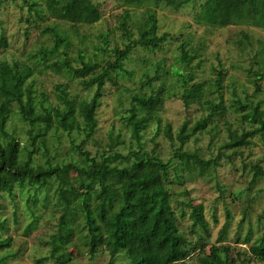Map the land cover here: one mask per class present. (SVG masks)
I'll return each mask as SVG.
<instances>
[{
	"label": "rangeland",
	"instance_id": "374dc122",
	"mask_svg": "<svg viewBox=\"0 0 264 264\" xmlns=\"http://www.w3.org/2000/svg\"><path fill=\"white\" fill-rule=\"evenodd\" d=\"M101 10V20L93 25L72 26L46 16L39 17L23 0H0V39L6 44L0 46V63L7 62L20 68H30L32 76L27 83L34 86V99L39 111L44 114L52 108L63 107L59 101L57 87L62 86L67 94L77 101L89 100L95 87H85L80 79L71 74H58L47 68L48 65L64 61L76 68L81 66L79 54L86 63H100L113 60L115 48L124 49L130 40L139 38V32L150 12H155L159 21V34L170 35L161 50L151 51L136 47L125 62L126 72L117 80V84L108 82L105 95L97 113V133L86 142L85 149L92 156L105 152L129 154L139 149L155 151L166 162L171 160L174 150L180 145L177 136L185 124L189 128L208 113L201 104L186 107L181 99L183 89L178 81L177 72L184 69L178 63L181 46L191 56H196L190 71L193 82H205L209 86L207 98L215 103L222 100L227 108L225 116L216 117L207 130L189 139L184 146L187 151H197L204 160L218 159L216 169L207 171L203 176L195 174L182 184H174L177 192L176 203L183 201L204 208L206 219L210 223V235L206 241L218 246L230 245L235 251H248L264 232V177L251 185L252 167H264V140L253 139L249 147L237 151L224 149L229 131L250 130L251 126L240 121V113L233 106L243 103L249 106L260 105L264 110V77L259 82L260 91H256L257 74H264V28L253 24L232 25L215 28L199 23L198 16L207 0H194L179 9L157 7L150 0H142L138 5H129L125 0H92ZM43 11V9H41ZM123 26L126 28L124 29ZM55 30L65 40V44L54 56L45 57L55 43ZM130 35V38L128 37ZM106 42L108 46L106 45ZM217 72L224 76L222 88L216 86ZM151 82L150 86H143ZM143 92L151 93L162 89L164 105L159 113L160 123L153 122L142 132L140 140L134 138L126 116L131 108L132 97ZM171 126L174 141L165 134ZM9 128L16 130L23 146L31 148L28 132L32 130L19 114L11 116ZM84 133L74 131L49 132L48 155L53 164L66 163L74 154V146L84 139ZM41 144V140L33 142ZM44 151L35 155V160L44 162ZM22 159H27L23 151ZM173 180V179H172ZM28 191L19 190L14 197L0 196V236H11L12 247L0 251V264H55L50 258V239L56 231L59 213L55 211V197L51 196L47 205L42 197L34 204L28 201ZM30 207L35 209L33 214ZM230 221L226 227L225 239L219 241V233L225 225L227 210ZM187 215L180 219L181 227L190 236L191 220L189 208ZM216 216L217 221H215ZM251 233V236H248ZM77 237V236H76ZM75 246L68 251L72 254L71 264H108L110 255L103 253L89 259L81 252L77 238ZM248 242V243H246ZM243 255V254H242ZM253 264H264L251 259ZM128 264L124 253L115 259ZM192 264H199L193 259Z\"/></svg>",
	"mask_w": 264,
	"mask_h": 264
},
{
	"label": "trees",
	"instance_id": "16d2710c",
	"mask_svg": "<svg viewBox=\"0 0 264 264\" xmlns=\"http://www.w3.org/2000/svg\"><path fill=\"white\" fill-rule=\"evenodd\" d=\"M157 6L179 9L194 0H150ZM31 10L38 6L37 0H23ZM129 5L138 6L142 0H125ZM42 8L35 10L37 15L46 16L72 26L93 25L101 18V10L92 0H41ZM43 9V11H41ZM139 38L130 40L124 49L113 50V60L100 63H86L79 54L81 66L74 67L68 59L48 65L47 68L61 74H71L80 79L85 87H95L89 100L77 101L62 87L59 101L63 107L52 108L42 114L34 99V86L27 83L32 76L30 68H20L7 62L0 63V196L14 197L17 191H28V201L34 204L42 197L45 205L51 196L55 197V211L59 218L56 231L50 239V258L55 264H71L72 254L67 252L75 246L73 237L77 236V251L82 248L89 259L108 253V264H121L115 259L124 253L128 264H253L251 259L264 263V232L258 242L250 245L248 251L234 250L230 245H216L209 240L210 223L201 205L176 203L177 192L174 184H182L195 174L203 176L216 169L218 159L204 160L197 151L184 149L186 143L198 133L207 130L216 117L225 116L227 108L222 100L215 103L207 98L209 86L205 82H193L194 74L190 67L197 59L181 46L178 63L184 69L177 72L182 85L181 99L186 107L201 104L208 113L192 128L182 127L177 139L180 145L166 162L155 151L149 152L140 145L125 155L120 152H105L92 156L85 149L86 142L97 133V113L105 95L108 82L117 84V79L126 72L125 62L138 46L147 50H161L170 35L159 34V21L155 12L148 13ZM199 23L215 28L232 25L253 24L264 28V0H207L198 16ZM124 29H126L123 26ZM56 37L53 48L44 56H54L65 44V40L53 29ZM130 38V35H128ZM0 39V46L5 45ZM106 45L108 46L107 42ZM264 74H257L254 81L256 91ZM224 76L217 72L216 86L222 88ZM150 86L151 82L143 86ZM162 89L143 92L132 97L131 108L126 121L134 138L140 140L141 134L153 122L160 123L159 113L163 108ZM240 113V121L251 126L250 130L239 132L228 129V139L224 149L237 151L249 147L253 139L264 140V110L260 105L249 106L237 103L233 106ZM19 114L21 119L32 127L28 132L31 148L23 146L16 130L9 128L11 116ZM82 132L84 139L74 146V154L68 162L53 164L49 161L47 134L49 132ZM166 137L174 141L171 126L165 131ZM41 140V144L33 142ZM23 151L27 159H22ZM44 151V162L35 160V155ZM251 185L264 177V167H252ZM173 179V180H172ZM192 222L190 236L181 227L180 219L187 215ZM30 210L35 213L34 207ZM227 210V209H226ZM227 210L225 225L218 240L225 239L226 227L230 221ZM217 221L216 216H214ZM5 228V222H0ZM251 236V233L248 235ZM248 243V242H246ZM11 236L2 239L0 251L12 247ZM243 254V255H242Z\"/></svg>",
	"mask_w": 264,
	"mask_h": 264
}]
</instances>
